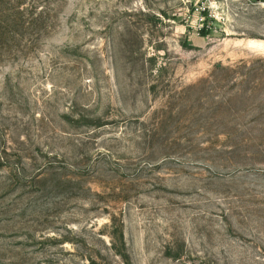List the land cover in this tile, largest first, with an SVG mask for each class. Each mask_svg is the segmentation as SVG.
<instances>
[{"label": "rangeland", "instance_id": "obj_1", "mask_svg": "<svg viewBox=\"0 0 264 264\" xmlns=\"http://www.w3.org/2000/svg\"><path fill=\"white\" fill-rule=\"evenodd\" d=\"M0 264H264V0H0Z\"/></svg>", "mask_w": 264, "mask_h": 264}, {"label": "trees", "instance_id": "obj_2", "mask_svg": "<svg viewBox=\"0 0 264 264\" xmlns=\"http://www.w3.org/2000/svg\"><path fill=\"white\" fill-rule=\"evenodd\" d=\"M203 15H206V13H202ZM216 70H219V71H222L223 73H227L225 76L223 77H228V71H229V68H226V67H222L221 65L217 66ZM242 96L243 95H246V94H241ZM235 98H239L241 96H239V94H235L234 96Z\"/></svg>", "mask_w": 264, "mask_h": 264}]
</instances>
